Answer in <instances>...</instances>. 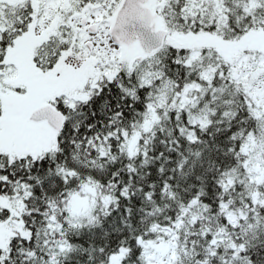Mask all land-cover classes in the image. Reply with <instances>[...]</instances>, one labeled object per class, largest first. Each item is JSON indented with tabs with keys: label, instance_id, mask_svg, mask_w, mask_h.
Here are the masks:
<instances>
[{
	"label": "snow or ice",
	"instance_id": "obj_1",
	"mask_svg": "<svg viewBox=\"0 0 264 264\" xmlns=\"http://www.w3.org/2000/svg\"><path fill=\"white\" fill-rule=\"evenodd\" d=\"M0 264H264V0H0Z\"/></svg>",
	"mask_w": 264,
	"mask_h": 264
}]
</instances>
